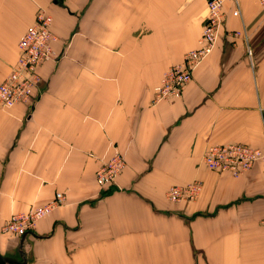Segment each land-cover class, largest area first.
Returning a JSON list of instances; mask_svg holds the SVG:
<instances>
[{
    "label": "crops",
    "instance_id": "crops-1",
    "mask_svg": "<svg viewBox=\"0 0 264 264\" xmlns=\"http://www.w3.org/2000/svg\"><path fill=\"white\" fill-rule=\"evenodd\" d=\"M236 6L222 5L216 43L181 95L153 103L164 71L197 47L206 0H0V81L39 8L56 54L29 103L0 108L4 264H264V163L235 178L201 163L212 144L264 150V13L257 0ZM113 150L124 167L98 186ZM192 180L197 199L165 198ZM56 193L26 233L2 230Z\"/></svg>",
    "mask_w": 264,
    "mask_h": 264
},
{
    "label": "built area",
    "instance_id": "built-area-1",
    "mask_svg": "<svg viewBox=\"0 0 264 264\" xmlns=\"http://www.w3.org/2000/svg\"><path fill=\"white\" fill-rule=\"evenodd\" d=\"M233 2V15L238 14L236 0H206V15L201 24L197 47L184 53L180 63L166 69L157 85L152 89V102L177 99L191 78L192 71L213 49L223 19L222 5ZM259 9L264 13V0H257ZM51 16L38 9L33 21L28 24L17 40V57L4 78L0 81V108L8 109L17 103H29L34 88L40 80L38 67L45 61L52 60L56 54L51 49L55 36L51 33ZM238 32H233L236 35ZM249 54V51L247 52ZM264 163V150L244 143H219L209 145L201 156L202 165L210 171L227 173L239 177L246 173L253 163ZM124 167V157L117 150L95 169L94 179L98 186L112 183ZM202 188L199 180H192L183 185H171L165 191V198L170 202H189L198 198ZM62 195L40 206L31 207L26 212L12 214L2 226V230L17 236L31 229L34 222L47 216L61 203ZM261 233L264 237V213L260 220Z\"/></svg>",
    "mask_w": 264,
    "mask_h": 264
},
{
    "label": "rangeland",
    "instance_id": "rangeland-1",
    "mask_svg": "<svg viewBox=\"0 0 264 264\" xmlns=\"http://www.w3.org/2000/svg\"><path fill=\"white\" fill-rule=\"evenodd\" d=\"M249 37H244V40L246 41V43L248 42Z\"/></svg>",
    "mask_w": 264,
    "mask_h": 264
},
{
    "label": "water",
    "instance_id": "water-1",
    "mask_svg": "<svg viewBox=\"0 0 264 264\" xmlns=\"http://www.w3.org/2000/svg\"><path fill=\"white\" fill-rule=\"evenodd\" d=\"M0 264H4L3 260L0 258Z\"/></svg>",
    "mask_w": 264,
    "mask_h": 264
}]
</instances>
